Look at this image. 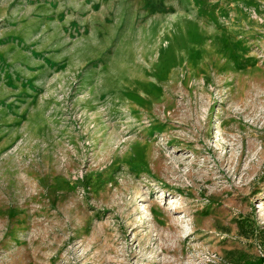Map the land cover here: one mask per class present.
I'll return each instance as SVG.
<instances>
[{
    "label": "rangeland",
    "instance_id": "rangeland-1",
    "mask_svg": "<svg viewBox=\"0 0 264 264\" xmlns=\"http://www.w3.org/2000/svg\"><path fill=\"white\" fill-rule=\"evenodd\" d=\"M0 264H264V0H0Z\"/></svg>",
    "mask_w": 264,
    "mask_h": 264
}]
</instances>
